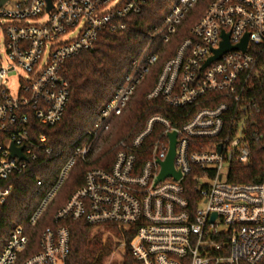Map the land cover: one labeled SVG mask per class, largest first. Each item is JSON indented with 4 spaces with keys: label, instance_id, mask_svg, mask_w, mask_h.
Wrapping results in <instances>:
<instances>
[{
    "label": "built area",
    "instance_id": "obj_1",
    "mask_svg": "<svg viewBox=\"0 0 264 264\" xmlns=\"http://www.w3.org/2000/svg\"><path fill=\"white\" fill-rule=\"evenodd\" d=\"M11 1L0 3V204L11 195L12 180L39 152L51 151L45 135L32 138L33 121L53 126L62 119L70 99L63 73L67 60L95 50L103 32L125 29V20L139 14L148 0ZM199 1L170 6L163 18L164 42L177 34ZM189 33L146 94L147 101L162 99L188 112L177 115L179 123L153 114L139 132L119 140L110 168L87 171L83 186L55 214L56 225L42 231L39 250L22 264H68L73 222L118 229L123 240L114 251L122 252L123 261L117 264H125L127 250L132 264H264V182L229 181L232 167L252 159L247 130L260 111L255 89L264 80V0H211ZM224 33L231 46L248 35L245 49L228 50L205 65ZM156 62L155 55L133 61L134 71L102 107L90 140L76 148L75 156L92 161L95 142L112 129ZM17 70L24 76L19 74L13 91L9 75ZM172 133L173 166L180 178L159 181ZM74 164L72 157L33 214L32 225ZM188 183L196 191L192 207ZM30 242L26 230L16 227L0 264H17Z\"/></svg>",
    "mask_w": 264,
    "mask_h": 264
},
{
    "label": "trees",
    "instance_id": "obj_2",
    "mask_svg": "<svg viewBox=\"0 0 264 264\" xmlns=\"http://www.w3.org/2000/svg\"><path fill=\"white\" fill-rule=\"evenodd\" d=\"M176 1L148 0L139 14L125 20V29L103 32L95 50L82 52L67 60L63 73L69 82L70 99L62 119L53 126L33 121L32 138L45 135L51 151L39 152L38 159L30 163L28 170L12 180L14 188L11 195L0 204V253L11 232L22 226L31 238L28 250L18 259L17 264H22L27 255L39 250L42 231L56 225L55 214L70 195L83 186L87 171L96 167L110 168L116 154L114 147L119 140L139 132L153 114H163L179 123L177 115L188 112L169 107L162 99L146 100V94L154 87L162 66L190 35V27L200 19L211 0H200L179 26L177 34L169 42H164L163 18ZM151 55L157 56V62L138 86L124 113L113 121L112 129L101 133L95 142L98 150L92 161L91 156L88 162L81 156H75L76 148L90 140L88 133L99 119L102 107L123 85L126 75L134 71L133 61H143ZM255 95L260 111L248 124L247 130L252 159L248 165L232 167L229 181L233 183L264 182V80L255 89ZM72 157H75V164L68 177L37 223L32 225L33 214L56 187L62 169ZM185 187L192 207L196 198L194 185L188 183ZM94 229L82 222L71 223L68 264H104L113 253L115 244L123 240L116 228L106 230L111 235L101 231L93 233ZM131 235L126 236L127 241L131 240ZM125 264H132L128 250Z\"/></svg>",
    "mask_w": 264,
    "mask_h": 264
},
{
    "label": "water",
    "instance_id": "obj_3",
    "mask_svg": "<svg viewBox=\"0 0 264 264\" xmlns=\"http://www.w3.org/2000/svg\"><path fill=\"white\" fill-rule=\"evenodd\" d=\"M7 0H1V4H3L4 2H6ZM50 1V0H49ZM50 7H51V3H50ZM224 40L221 42V47L219 49H216L214 51V56H212L205 65H208L209 63H211L212 61L218 59L224 52L231 50V49H236V48H242L243 50L246 47L247 44V40H248V35H246L243 39V42L241 45L239 46H231L229 43V34H225L223 35ZM176 138V134L172 133L171 134V147H170V152L169 155L167 157V159L162 163V170L161 173L158 177V180H164L166 177H170L173 176L175 179H179L180 178V174L178 172H176L174 170V166H173V159H174V155H175V141ZM14 153H16L15 149L13 150ZM215 218V214L213 215V219Z\"/></svg>",
    "mask_w": 264,
    "mask_h": 264
},
{
    "label": "rangeland",
    "instance_id": "obj_4",
    "mask_svg": "<svg viewBox=\"0 0 264 264\" xmlns=\"http://www.w3.org/2000/svg\"><path fill=\"white\" fill-rule=\"evenodd\" d=\"M19 0H12L11 3H16L18 2ZM19 74L24 76V73L20 70H17L13 73H11L9 75V86H10V89L13 90V91H16L17 87H18V83H19ZM105 232L109 235H111V233H109V231H106V230H103L101 228H97V229H94L93 230V233L95 232ZM123 261V257H122V252L121 251H118L115 250L113 251V253L109 256L108 259H106L105 263L104 264H117V263H121Z\"/></svg>",
    "mask_w": 264,
    "mask_h": 264
}]
</instances>
